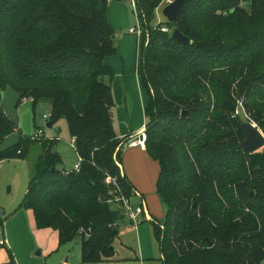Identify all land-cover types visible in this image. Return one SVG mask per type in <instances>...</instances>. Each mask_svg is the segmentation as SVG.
Segmentation results:
<instances>
[{
    "label": "trees",
    "instance_id": "1",
    "mask_svg": "<svg viewBox=\"0 0 264 264\" xmlns=\"http://www.w3.org/2000/svg\"><path fill=\"white\" fill-rule=\"evenodd\" d=\"M163 0H135L143 32L137 74L147 94L145 149L159 164L156 193L164 210L153 221L163 264H260L264 260V150L240 148L247 120L264 133V0H185L166 21L192 42L149 26ZM109 0H0V90L33 107L48 103L75 139L78 171L58 169L55 138L41 139L20 205L58 243L80 241L81 263L113 256L124 219L108 201L106 175L131 194L113 153L111 83L104 59L117 53ZM235 91V93H234ZM185 111V115L182 112ZM16 129L0 106V143ZM37 140L19 136L0 161L25 158ZM116 156L120 159L121 151ZM115 165V166H114ZM108 199V200H107ZM158 221V220H156ZM209 242L211 245H209ZM6 248L7 259L16 264Z\"/></svg>",
    "mask_w": 264,
    "mask_h": 264
},
{
    "label": "crops",
    "instance_id": "2",
    "mask_svg": "<svg viewBox=\"0 0 264 264\" xmlns=\"http://www.w3.org/2000/svg\"><path fill=\"white\" fill-rule=\"evenodd\" d=\"M122 40V38L119 39L118 52L104 59L105 64L110 66L114 73L111 79V87L113 100L115 101L114 107H116L115 110L113 107L114 112L112 111V124L117 138H122L143 126V117L137 120V115L132 117L130 113L127 94L129 87L132 88L129 90L134 92L135 97L139 93L140 106L145 120L147 101L141 92V81L137 74V56L134 68L132 64L134 47L129 49V55V50L122 44ZM129 56L130 62H128ZM119 164L121 172L126 177L131 189L139 192L146 203L155 198V201L159 204L160 200L156 193V183L160 171L158 161L153 159L145 148L124 146L121 149ZM0 210L2 213L4 212L1 207ZM29 212L32 213L29 209H17L4 222L5 237L3 244L10 249L16 264H67V251L64 248V250H60L67 243L59 245L58 233L55 229L54 231L53 228H38ZM148 215L151 219H147L145 222H152V224L153 221L160 222L156 221L149 212ZM143 223L133 226L124 218L119 223V232L113 241V256L100 262H87L84 264H156L154 261L163 264L161 251L159 250V258L154 255L149 229L141 227ZM74 240H77L80 244L78 239ZM148 241H150L149 248Z\"/></svg>",
    "mask_w": 264,
    "mask_h": 264
},
{
    "label": "rangeland",
    "instance_id": "3",
    "mask_svg": "<svg viewBox=\"0 0 264 264\" xmlns=\"http://www.w3.org/2000/svg\"><path fill=\"white\" fill-rule=\"evenodd\" d=\"M162 8L163 6H161L160 4V6L155 9L154 17L149 24L150 27L161 28L163 25L166 24V19L161 13ZM107 15L109 23L113 26L115 30L114 43L116 47L119 43V39L121 38L123 39L122 44L125 46L126 49L129 50L134 47V54L132 58V64L134 68V63L136 61L137 56V36L135 34L129 33L128 29L138 26L139 21L132 7L131 0H109ZM124 59L127 60L125 57ZM129 60L130 56L128 57V62H130ZM111 81L112 80L109 78L108 83H111ZM129 89L132 88L129 87ZM129 89L127 90V94L128 107L130 109V113L132 114V117L137 115V120L143 117L142 123L146 125L147 120L144 119V116L142 114L139 93H137V96L135 97L133 95L134 92H131ZM141 92L146 100L147 94L143 89L142 85ZM240 101L241 99H239V101L237 102V113H235V115L241 116L244 122L255 123L252 120L246 119L243 109L241 108ZM0 106L6 116H8V118L11 119L16 125V129L12 133L7 135L4 140L0 143V149L11 145L21 135L26 138L33 137L34 134L37 133V130L40 128L43 130V134L45 137H52L56 139L54 148L56 152L60 155L61 160L60 164L58 165V169L65 172H70L74 169L75 164L78 163V154L74 148V145L72 144L71 136L68 132L66 121L64 119H61L55 124H53L52 129H49L46 127L47 121L43 117H41V115L46 113L48 114L50 112L48 103L41 102L37 104L36 107H33L32 102L28 98L20 99L18 93L14 89L7 87L6 89L0 90ZM40 142L41 141L38 140L36 141L37 144H34L31 147L28 155L25 158H10L0 161V207L4 211L0 215V244H3L5 237L4 222L8 220V216L11 213H13L17 209H21L20 205L28 189V184L32 175L33 165L41 151ZM259 150H264V147ZM119 151L121 150H118L117 152ZM117 160L120 161L118 157ZM116 167L118 166L116 165ZM110 192L111 191L109 190L108 194H110ZM130 203L133 207H137L139 205V200L133 196L130 198ZM109 204H111L113 207L119 208V202L117 201L113 200ZM146 208L147 212H149L156 220L162 222V220L164 219V210L160 201L159 204L155 201V198L151 201H147ZM29 214L33 216L32 213L29 212ZM142 222L144 223L141 227H147L149 229V236H151V246L153 247L154 255H156V258H159L160 248L158 241L154 235V226L152 222H145L144 219H142ZM149 245L150 241H148V248ZM63 248L67 251V264H80V244L77 240H72L68 242L67 244L62 246L60 250H64ZM7 257L8 256L6 248L0 245V263L2 261H5ZM154 262L156 264H160V262L158 261ZM262 264H264V261L262 262Z\"/></svg>",
    "mask_w": 264,
    "mask_h": 264
},
{
    "label": "built area",
    "instance_id": "4",
    "mask_svg": "<svg viewBox=\"0 0 264 264\" xmlns=\"http://www.w3.org/2000/svg\"><path fill=\"white\" fill-rule=\"evenodd\" d=\"M172 1L173 0H163L161 3V6H164ZM246 2L247 0H240L239 5L244 6ZM131 4L138 18L139 25L135 26L134 28H129L128 32L131 34H135L137 36L138 45H139V41H140V38L143 32V28L141 26L142 23H140L141 20L138 14L135 0H131ZM159 29L163 32H169V33H171L172 31L166 25H163ZM137 57H138V53H137ZM235 113H237V110H235ZM42 117L46 121H48V114H43ZM48 138L52 139V137H45L43 134V130L40 128L37 130V133H35L34 136L31 137V139L33 140H41V139H48ZM146 138H147V132H146L145 124H143V126L139 130L130 132L129 134L121 138L122 141L118 144L116 151L113 154V159L116 165L118 166L121 175L123 173L121 172L120 164L116 157L117 151L121 150L124 146H128V147L139 146V147L145 148ZM71 141H72V144L74 145L75 139L73 137L71 138ZM80 163H81V159L78 157V163L75 164L74 166L75 171L79 170ZM105 181L108 185L111 186L110 194L113 195V197L109 199L108 201L111 202L114 200V201L119 202V208L122 214L124 215V218H126L133 226H136L142 223V219L144 220L151 219L147 212L146 202L143 196L139 192L132 189L130 195H125L124 193H122L121 186L119 182L117 181L116 177H112L110 175H106ZM133 196L139 200V205L137 207H133L130 203V198ZM1 214L2 212L0 210V215Z\"/></svg>",
    "mask_w": 264,
    "mask_h": 264
},
{
    "label": "water",
    "instance_id": "5",
    "mask_svg": "<svg viewBox=\"0 0 264 264\" xmlns=\"http://www.w3.org/2000/svg\"><path fill=\"white\" fill-rule=\"evenodd\" d=\"M185 0H173L172 2L163 6L161 13L165 17L166 21H174L184 4ZM171 38L182 44H189L192 41L184 36L177 28H173L170 34ZM185 111L182 112V115H185ZM42 117V116H41ZM46 127L52 129L53 123L48 120L46 122ZM242 128L245 134L243 141L240 143V148L246 153L255 152L262 147H264V133L257 127L256 124L252 122L242 123ZM209 245L211 243L209 242Z\"/></svg>",
    "mask_w": 264,
    "mask_h": 264
}]
</instances>
